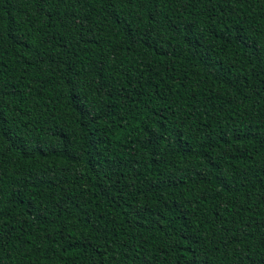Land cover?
I'll return each mask as SVG.
<instances>
[{
    "label": "trees",
    "instance_id": "1",
    "mask_svg": "<svg viewBox=\"0 0 264 264\" xmlns=\"http://www.w3.org/2000/svg\"><path fill=\"white\" fill-rule=\"evenodd\" d=\"M0 264H264V0H0Z\"/></svg>",
    "mask_w": 264,
    "mask_h": 264
}]
</instances>
